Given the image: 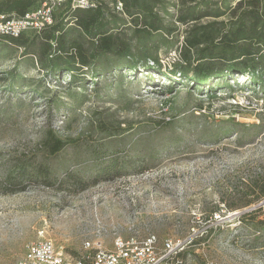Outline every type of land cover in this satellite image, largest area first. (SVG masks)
Instances as JSON below:
<instances>
[{"label": "rangeland", "instance_id": "rangeland-1", "mask_svg": "<svg viewBox=\"0 0 264 264\" xmlns=\"http://www.w3.org/2000/svg\"><path fill=\"white\" fill-rule=\"evenodd\" d=\"M184 31L168 53L162 46V73L178 57ZM22 54L0 43V182L27 161L48 163L58 183H24L9 193L0 184V264L20 262L42 240L74 257L85 241L110 248L115 237L148 235L184 241L186 264H264V83L216 79L205 90L187 79L156 80V70L106 64L100 78L88 71L52 80ZM69 93L84 94L85 103ZM217 127L238 132L219 144L198 140L203 128ZM50 128L64 141L54 155L42 149ZM90 148L136 157L145 168L95 182L87 178ZM151 158L157 164L146 168ZM67 169L77 176L68 180Z\"/></svg>", "mask_w": 264, "mask_h": 264}, {"label": "trees", "instance_id": "trees-1", "mask_svg": "<svg viewBox=\"0 0 264 264\" xmlns=\"http://www.w3.org/2000/svg\"><path fill=\"white\" fill-rule=\"evenodd\" d=\"M43 1L0 0V14L24 16ZM71 1L59 16L55 13L54 24L41 33L32 32V37L25 32L18 37H0V43L23 49L22 56L34 58L37 68L52 80L63 78L68 72L84 74L88 71L92 72V78H100L103 74L97 68L106 64L114 71L123 67L130 71L139 68L149 72L156 70V80L187 79L193 86L205 90L216 79L231 78L237 82L246 77L245 83L249 80L258 85L264 83V0H175L173 3L167 0H110L113 7L104 0H92V6L85 9L73 8ZM170 5L175 9L174 13L169 9ZM181 27L185 28V36L178 57L169 65L170 71L162 73V46L168 53L178 43L174 38ZM18 90L9 87L13 94ZM60 98L52 101L54 107L49 109L50 118L53 109L58 111ZM68 98L80 99L83 104L87 97L69 93ZM196 111L202 112V108ZM194 128L183 127L194 131L198 126ZM203 131L204 136L198 140L210 144H219L238 132L236 128L226 127L211 131L203 128ZM119 132L117 129L109 136H118ZM182 138L177 137L176 144L181 145ZM42 146L49 155H54L62 150L64 141L50 128ZM101 150L90 148L93 172L87 178L92 176L95 182L145 168H140L136 157L126 158L120 153L102 155ZM157 159L148 160L146 168L156 165ZM69 170L65 173L71 180L77 172ZM30 182L51 188L58 179L48 163L34 165L26 161L11 167L0 182L1 190L3 193L14 192L15 186ZM80 182L86 184L87 179H80ZM188 254L185 252L182 257L186 258Z\"/></svg>", "mask_w": 264, "mask_h": 264}, {"label": "built area", "instance_id": "built-area-1", "mask_svg": "<svg viewBox=\"0 0 264 264\" xmlns=\"http://www.w3.org/2000/svg\"><path fill=\"white\" fill-rule=\"evenodd\" d=\"M68 1L44 0L24 16L0 14V37H18L29 31L41 33L54 24L56 9ZM71 5L73 8L85 9L92 6V0H72ZM185 250L184 241L167 239L160 242L154 235L118 236L110 248L101 243L85 241L82 253L73 257L56 250L51 240H42L32 244L25 258L16 264H186L182 257Z\"/></svg>", "mask_w": 264, "mask_h": 264}]
</instances>
